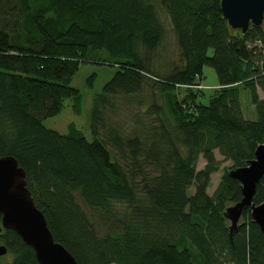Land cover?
Here are the masks:
<instances>
[{
	"label": "trees",
	"instance_id": "trees-1",
	"mask_svg": "<svg viewBox=\"0 0 264 264\" xmlns=\"http://www.w3.org/2000/svg\"><path fill=\"white\" fill-rule=\"evenodd\" d=\"M220 1L0 0V157L25 171L54 240L77 264H264V236L249 209L231 238L220 216L241 197L227 171L245 166L264 140L257 93H264V56L254 45L264 44V13L262 25L243 34L223 19ZM159 9L180 59L165 74L138 55L162 41ZM99 52L116 70L93 100V140L73 124L68 134L46 128L42 121L67 99L79 111L71 81ZM204 67L218 81L206 102ZM144 86L150 104L135 113L116 105ZM240 89L255 107L253 120L243 117ZM215 150L233 165L210 198L206 188L221 165ZM199 157L205 164L196 171ZM263 198L264 175L252 201ZM0 244L11 264H38L13 231Z\"/></svg>",
	"mask_w": 264,
	"mask_h": 264
},
{
	"label": "water",
	"instance_id": "water-1",
	"mask_svg": "<svg viewBox=\"0 0 264 264\" xmlns=\"http://www.w3.org/2000/svg\"><path fill=\"white\" fill-rule=\"evenodd\" d=\"M220 11L232 30L244 34L250 26L262 25L264 0H221ZM227 174L240 184L241 192L240 200L225 203L220 213L229 237L244 225L246 209L264 236V198L257 205L252 201L264 175V140L256 147L253 159L245 166L228 170ZM0 221L3 229L13 231L32 249L38 264H77L54 240L43 213L35 206L26 187L25 171L10 156L0 157ZM5 254L6 248L0 246V256Z\"/></svg>",
	"mask_w": 264,
	"mask_h": 264
},
{
	"label": "rangeland",
	"instance_id": "rangeland-1",
	"mask_svg": "<svg viewBox=\"0 0 264 264\" xmlns=\"http://www.w3.org/2000/svg\"><path fill=\"white\" fill-rule=\"evenodd\" d=\"M158 17L163 26V38L160 45L150 54L143 49H139L138 55L143 62L147 64L151 69L160 74L169 72L175 64H179V50L177 47L175 34L169 21L168 16L162 10H158ZM260 49V52L264 56V44H254ZM109 58L106 53L99 52L94 56H90L84 63L79 64L78 71L74 75L70 86L79 91L81 95V102L79 111L74 110L73 99H67L64 102L62 111L53 117L44 119L43 125L51 130L57 131L60 134H68L70 132V126L73 124L75 128L81 132L85 139L89 142L93 140L90 132V111L93 104V100L98 95L103 85L109 81L115 73L116 67L108 62ZM204 78L200 82L202 92L205 94L207 101L208 96L211 94L213 88H218V81L215 71L211 67L203 68ZM93 76V77H92ZM148 78V77H147ZM151 81V79H147ZM89 81H91L89 83ZM184 89V88H182ZM152 91L144 86L143 90L134 95L131 98H116L114 101L116 105L121 107L122 111L135 113L143 108L145 105L150 104L151 99L149 94ZM258 97L264 100V93L259 89L257 91ZM240 105L243 113V117L248 120H253L256 116L255 107L250 102L248 93L240 89L239 95ZM125 114V113H124ZM124 114L117 113V116H122L121 119L127 120L128 117ZM123 123H125V121ZM114 151H112V154ZM215 157L221 162L219 170L211 174L210 182L206 188V193L210 198H214L215 191L220 183V180L226 170L230 169L233 165L230 161H224L222 156L219 155L217 150L214 151ZM205 162L202 157H199L196 164V171L203 168ZM195 186L192 185L188 189V194L191 196L194 193ZM4 261H7V257H4ZM232 264V263H230Z\"/></svg>",
	"mask_w": 264,
	"mask_h": 264
},
{
	"label": "flooded vegetation",
	"instance_id": "flooded-vegetation-1",
	"mask_svg": "<svg viewBox=\"0 0 264 264\" xmlns=\"http://www.w3.org/2000/svg\"><path fill=\"white\" fill-rule=\"evenodd\" d=\"M0 228H1V229H0V236H2L3 233H4L5 231H8V230L3 229V228L1 227V221H0ZM10 231H11V230H10ZM0 246H4V247L6 248V246L3 245V244H0ZM4 257H7V261H6V262H8L9 264L12 263V261H13V256L8 254L7 249H6V254L3 255V256H0V258H4Z\"/></svg>",
	"mask_w": 264,
	"mask_h": 264
}]
</instances>
